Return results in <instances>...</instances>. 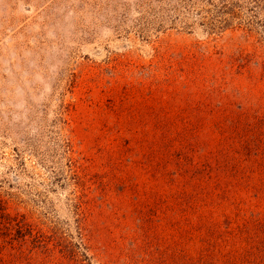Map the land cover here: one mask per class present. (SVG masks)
<instances>
[{
    "label": "rangeland",
    "instance_id": "obj_1",
    "mask_svg": "<svg viewBox=\"0 0 264 264\" xmlns=\"http://www.w3.org/2000/svg\"><path fill=\"white\" fill-rule=\"evenodd\" d=\"M0 264H264V0H0Z\"/></svg>",
    "mask_w": 264,
    "mask_h": 264
},
{
    "label": "trees",
    "instance_id": "obj_2",
    "mask_svg": "<svg viewBox=\"0 0 264 264\" xmlns=\"http://www.w3.org/2000/svg\"><path fill=\"white\" fill-rule=\"evenodd\" d=\"M251 227V226H250ZM248 229H249V227H248Z\"/></svg>",
    "mask_w": 264,
    "mask_h": 264
}]
</instances>
